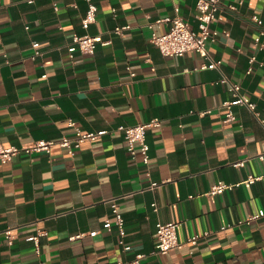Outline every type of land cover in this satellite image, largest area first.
<instances>
[{
    "label": "crops",
    "instance_id": "0c3cea01",
    "mask_svg": "<svg viewBox=\"0 0 264 264\" xmlns=\"http://www.w3.org/2000/svg\"><path fill=\"white\" fill-rule=\"evenodd\" d=\"M91 1L96 20L84 28L86 0H0V140L18 146L56 140L71 131L69 120L87 131L108 130L74 156L55 147L0 161V264H129L137 254H144L140 264H264V216L246 221L264 209V177L246 181L264 175V160L256 157L264 151V48L254 42L258 26L251 19L258 14L264 29V0L222 1L212 23L218 34L206 44L220 68H200L209 59L195 52L164 55L151 41L153 29L168 25L148 23L176 7L197 29V0ZM125 24L131 28L114 32ZM84 34L111 42L70 58L67 45ZM33 42L41 50L35 57ZM223 75L241 85L262 120L242 104L225 119L231 94ZM155 117L162 124L146 133L147 176L117 126ZM217 180L240 184L209 194ZM151 182L157 186L147 188ZM113 197L129 249L113 223L107 201ZM159 221H177L180 240L201 237L155 254ZM7 228L16 234L12 244ZM39 231L36 252L28 237Z\"/></svg>",
    "mask_w": 264,
    "mask_h": 264
},
{
    "label": "built area",
    "instance_id": "2783aa9c",
    "mask_svg": "<svg viewBox=\"0 0 264 264\" xmlns=\"http://www.w3.org/2000/svg\"><path fill=\"white\" fill-rule=\"evenodd\" d=\"M88 2V7L85 15L83 16L81 23L84 28H87L92 22L96 20V13L98 6L91 0H86ZM223 0H197L196 8L198 10L197 15V29H193L189 22L179 13V8H175V13L166 15L163 17L156 18L148 23L149 27L153 29L154 24L166 23L168 25L167 30L164 32H157L155 29L152 31L151 41L158 47L160 52L167 56H182L188 52H195L201 56L208 58V62H203L200 68H220L222 60L212 59L207 51V42L214 40L218 34L217 30L212 29V23L216 18L218 10L221 8ZM240 0L239 3H242ZM230 9H236L235 4L228 5ZM55 8H57L55 6ZM251 19L258 26V33L254 36V42L259 49L264 48V29L262 28L263 20L262 18L253 13ZM131 25H117L114 28V32L118 35H122L126 30L130 29ZM111 41L108 39H103L101 35H75L72 37L71 43L67 45V54L70 58L74 56L76 51L81 53L93 54L98 44H108ZM39 43L33 42L34 52L32 57L41 54V50L38 48ZM256 60L255 56L252 55L249 61L253 63ZM253 66L247 69V73H250ZM131 75H134L131 72ZM46 76V74H43ZM221 82L228 85L231 98L223 102L227 111L225 114L226 120L234 119L233 106L237 104L246 105L258 118H260V113L256 110V104L250 99L248 94H246L239 83L233 82L226 75H223L220 79ZM206 113L201 112V114ZM261 119V118H260ZM262 120V119H261ZM162 124V120L158 117L152 118L146 122H140L135 124H120L117 126V130L123 135L126 141V148L129 155L132 158H136L138 155L141 157L143 163L146 167V175L150 176V169L148 168L150 160V145L146 140V133L150 127H159ZM68 127L70 128L69 133L63 134L59 139H37L33 140L27 144L21 146L18 145H5L0 140V161L8 162L14 157L24 154L32 155L35 153H50L53 148L61 147L66 150L70 156H74L81 145L86 141H95L102 137L108 132L107 129H99L95 131H87L82 129L76 124L74 120L68 121ZM260 160H264V151L256 156ZM247 158L239 160L234 163V165H244ZM263 176L249 175L246 179L248 183H253L258 179H262ZM240 182L236 183H226L222 180H217L210 188L209 194H220L225 190H232L235 186H238ZM157 186L156 183L151 182L147 185V188H154ZM117 197L109 198L107 201L110 203V212L114 216L113 223L117 227L120 234V243L123 245L124 249H129L130 245L125 242V228H124V217L119 210V204ZM153 208L156 210L158 208L156 202L152 203ZM264 216V209H259L258 212L248 216L246 221L249 222L253 219ZM241 222V221H240ZM112 221L106 219L104 225L106 227L110 226ZM177 221L156 223V243L153 253L155 254H165L173 248H181L185 245H195L200 234H193L185 240H180L177 235ZM227 225L222 226L225 229ZM7 238L9 244H12L13 239L16 234L12 228H7L3 231ZM43 234L42 231L31 235L28 240H32L35 244L36 252H39V240L40 236ZM96 231H91L90 235H95ZM208 232H204V235ZM83 234L78 233L70 236L71 239L79 238ZM144 254H137L134 259H132L129 264H140V258Z\"/></svg>",
    "mask_w": 264,
    "mask_h": 264
}]
</instances>
